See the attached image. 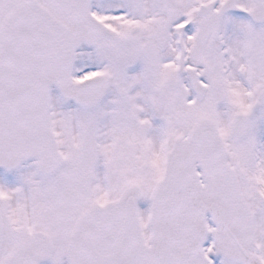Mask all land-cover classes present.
<instances>
[{
  "label": "snow or ice",
  "instance_id": "6c2138e0",
  "mask_svg": "<svg viewBox=\"0 0 264 264\" xmlns=\"http://www.w3.org/2000/svg\"><path fill=\"white\" fill-rule=\"evenodd\" d=\"M0 264H264V0H0Z\"/></svg>",
  "mask_w": 264,
  "mask_h": 264
}]
</instances>
